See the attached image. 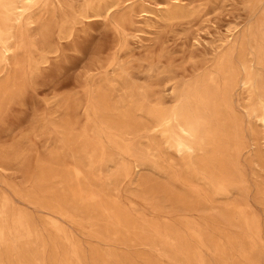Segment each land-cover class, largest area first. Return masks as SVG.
<instances>
[{
	"label": "rangeland",
	"instance_id": "obj_1",
	"mask_svg": "<svg viewBox=\"0 0 264 264\" xmlns=\"http://www.w3.org/2000/svg\"><path fill=\"white\" fill-rule=\"evenodd\" d=\"M28 14L0 36L14 53L0 67V264H264L257 98L229 85L236 66L213 72L240 37L264 98V0H43ZM203 81L219 139L186 161L147 133L149 109Z\"/></svg>",
	"mask_w": 264,
	"mask_h": 264
},
{
	"label": "bare ground",
	"instance_id": "obj_2",
	"mask_svg": "<svg viewBox=\"0 0 264 264\" xmlns=\"http://www.w3.org/2000/svg\"><path fill=\"white\" fill-rule=\"evenodd\" d=\"M42 1L0 0V36L7 33L8 23H12L13 26H19L25 22L34 23L33 17L28 14V9ZM10 38L14 37L11 36ZM233 41V38L228 40V45L222 48L224 55L213 72L219 73L224 68L232 70L234 66L238 68L239 78L236 80L233 73H231L229 85L231 87L237 85L242 92L247 94L250 100L253 97L257 98L256 108L245 112L250 120H255L264 127V98L258 94L259 88L250 75L248 61L240 60L238 57L242 47L240 37ZM12 53L13 48L6 42H2L0 67L3 62L9 59ZM213 72L209 74L208 78L211 83H215L217 80ZM205 82H201L198 89L189 85L175 99L163 100L160 104L149 109L147 133L161 140L168 153L186 161H192L198 154L206 151L209 146L215 147L219 139L218 134L212 129L210 122L207 120L205 110L202 107V95L205 92L203 89L207 90Z\"/></svg>",
	"mask_w": 264,
	"mask_h": 264
}]
</instances>
